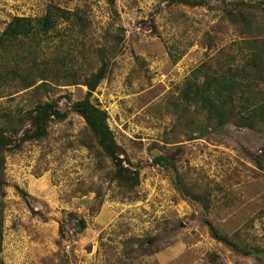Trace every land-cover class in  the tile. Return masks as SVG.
Here are the masks:
<instances>
[{"label":"rangeland","instance_id":"374dc122","mask_svg":"<svg viewBox=\"0 0 264 264\" xmlns=\"http://www.w3.org/2000/svg\"><path fill=\"white\" fill-rule=\"evenodd\" d=\"M51 5L84 30L60 23L37 63L13 51L35 84L0 90V264H264V129L175 112L194 71L237 56L243 17L264 37V0H0V36ZM104 63L90 100L116 162L74 111ZM50 101L64 117L35 138Z\"/></svg>","mask_w":264,"mask_h":264},{"label":"trees","instance_id":"16d2710c","mask_svg":"<svg viewBox=\"0 0 264 264\" xmlns=\"http://www.w3.org/2000/svg\"><path fill=\"white\" fill-rule=\"evenodd\" d=\"M112 1V0H110ZM66 22L73 28L84 30V18L81 13L72 12L58 6L48 7L44 16L40 18L15 17L0 36V62L14 65L10 70H0V90L11 82L24 79L26 88L32 87V74L22 75L18 67L17 56L13 53L18 46H27V61L37 63V58L45 54L48 43L44 39L54 32H60L58 26ZM253 21L242 18L240 36L241 42L235 44L236 57L230 62L218 67L202 65L186 80L179 98L183 106L179 105L175 112L178 121L192 115V108L203 120L200 126H226L233 124L239 128L261 130L264 129V37L253 33ZM250 34L251 38H245ZM238 57V58H237ZM13 61V62H12ZM20 62H23L20 59ZM104 60L102 61V63ZM227 66V69L225 68ZM104 67L87 84L89 96L75 104L74 111L81 115L89 129L98 139L99 146L106 156L114 162L118 160L117 146L113 134L107 124V114L95 107L90 98L100 82L105 78ZM32 69L24 71L31 72ZM252 74V77H251ZM67 75H73L70 70ZM73 83V82H72ZM72 83H69L73 85ZM40 104L35 109L33 123L36 129L35 138L48 134L50 122L60 120L64 115L58 111L56 102ZM33 138V137H32ZM0 141L4 142L0 137ZM162 162L161 159H157ZM214 238L227 241L225 237L211 229ZM3 247V221L0 216V253Z\"/></svg>","mask_w":264,"mask_h":264}]
</instances>
